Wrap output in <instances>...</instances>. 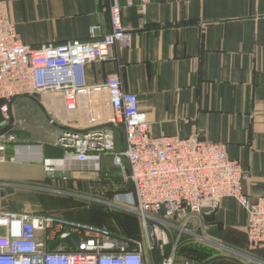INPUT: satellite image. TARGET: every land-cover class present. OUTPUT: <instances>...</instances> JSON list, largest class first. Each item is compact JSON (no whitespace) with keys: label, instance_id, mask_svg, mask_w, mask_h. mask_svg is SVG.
Segmentation results:
<instances>
[{"label":"crops","instance_id":"crops-1","mask_svg":"<svg viewBox=\"0 0 264 264\" xmlns=\"http://www.w3.org/2000/svg\"><path fill=\"white\" fill-rule=\"evenodd\" d=\"M5 1L9 18L22 42L34 47L50 42L89 40L92 25L99 26L96 39L110 30L109 0ZM119 1L122 23L130 33V42L111 47L108 60L87 64L84 68L86 84H100L107 75L119 74L122 88L138 95L140 113L148 122L152 136L178 134L188 137L197 132L201 138L226 144L229 158L238 160L248 172L242 184L245 194L252 198L263 196L264 0ZM20 98L25 97H17L9 104L11 119L8 122L0 120V133L7 129L16 138L19 135L13 130L12 107ZM25 99L34 102L30 97ZM58 110L54 114L58 120L51 115L55 122L77 126H84L89 117L102 120L110 113L105 95L80 96L76 116H66L63 104ZM47 122L53 129L51 135H47L48 146L17 138L18 143L38 151L40 157L30 156L26 147H22L18 157L12 160L16 157L14 144L6 145V159L0 161V189H13L14 192L5 196L7 205L3 208L16 212L56 210L77 220H81L77 212L87 211L92 221H81L104 226L107 223L97 222L100 219L91 212L98 211L94 206L86 210L63 206L58 201L44 208L38 205L36 197L39 195L60 193L50 190L57 186L49 184L48 179L66 181L71 172H76L73 170L76 166L98 176L93 183L110 186L111 190L122 187L121 170L105 156L100 159L99 170L87 164L78 165L68 157L66 161L71 162V168L66 176H59L61 172L57 171L54 177L43 179L45 184H40L38 177L44 176L41 156H64L63 150L54 144L61 125L51 123L50 119ZM116 146H122L118 131ZM104 172H109L114 185L100 182ZM203 215L209 225L206 234L212 244L226 245L244 255L236 264L264 263V246L246 248V214L233 199L221 200L216 209ZM133 219L134 216L118 222L113 218L117 225L111 229L140 237L142 231ZM188 240L183 244L192 243ZM169 249L167 245L165 250ZM151 255V263L159 264V252ZM214 259L213 256L204 258L189 254L177 247L173 264H221Z\"/></svg>","mask_w":264,"mask_h":264},{"label":"built area","instance_id":"built-area-1","mask_svg":"<svg viewBox=\"0 0 264 264\" xmlns=\"http://www.w3.org/2000/svg\"><path fill=\"white\" fill-rule=\"evenodd\" d=\"M121 7L119 0H109L110 30L99 39V26L92 25L89 40L34 47L22 42L9 18L7 2L0 0V120L11 119L9 104L21 96L39 98L59 93L66 116H76L80 96L105 95L109 115L102 120L89 117L84 126L60 124L67 129H60L54 144L64 156H41V164L44 173L54 177L57 171L70 170L68 157L94 170H99L101 157H110L123 174V186L112 190L120 204H112L140 219L141 236L134 238L123 231L66 217L56 210L16 212L0 205V264H153L154 251L160 254L159 264H173L177 245L185 235L212 243L205 233L209 225L202 208L216 209L227 198L246 214V248L264 246V195L252 198L245 194L242 184L248 172L238 160L229 158L226 144L201 138L197 132L188 137L152 136L140 113L138 95L122 88L117 73L107 75L100 84H86L87 64L108 60L111 47L130 42ZM50 122L55 123L52 118ZM108 123L122 131L121 148L116 146V130L99 127ZM9 143L14 144L16 154L12 160L22 147L30 156L40 157L29 145L18 143L14 133L3 131L0 161ZM99 180L115 183L109 172ZM196 228L203 232L197 234ZM71 233L79 236L77 247L58 244L49 248Z\"/></svg>","mask_w":264,"mask_h":264},{"label":"rangeland","instance_id":"rangeland-1","mask_svg":"<svg viewBox=\"0 0 264 264\" xmlns=\"http://www.w3.org/2000/svg\"><path fill=\"white\" fill-rule=\"evenodd\" d=\"M21 97L26 98V96H21ZM50 97L51 99H49ZM25 98H20L16 100L12 107L13 108L12 115L15 121L13 125V130H16V132L19 134L17 135V138L27 140L32 143H37V144L44 143V145L48 146L49 142H47V137L49 136L48 134L51 135V132H53V129L50 126V124H48L47 120L52 118L51 116L52 114L54 116V114L59 111L58 110L59 107L63 104L61 96L59 93L58 94L46 93V94H42L41 96H39L38 102L44 107L45 110H48L50 112L46 114H43L44 112L34 102H32L31 100L25 99ZM47 99L51 101L48 102ZM46 100L48 103L46 102ZM54 117L57 120L59 119L58 116H54ZM55 124L59 125L60 123L56 121ZM1 155L2 154L0 153V156ZM73 170H75L76 172L74 173L71 172L70 174L72 175H69L66 181L64 180L61 182L52 181L54 182L52 183L48 179L49 184L51 183L57 186V187H52L50 190H52V192L58 191L62 194L45 193L43 195H39L36 198L39 201L38 205L40 207L44 208L46 205L52 202H55V201L56 202L58 201L59 204H62L63 206L70 205L71 207H75V208L77 207L86 208V210H88L87 208L94 206L99 209H97L98 211H91V212L94 214V216L97 219H100L97 222L107 223L104 226L111 228V226L115 227L114 225H117V223L113 220V217L115 214L124 216L122 218L123 219L122 221L126 219L130 220L132 216H134L133 220L137 221V224L140 226V229L142 231L141 221L136 215H134L132 212H129L128 210H123L112 204V203L114 204H120V203H119V200H116L115 197L112 196L113 192L110 186L106 187V185L104 186V184H101V183H93V181H95V179L98 177V176L97 177L94 176L93 172L91 173H87L89 171L84 172L79 169V166H76V168H74ZM42 171L43 170H41V167H40V174ZM114 171L115 170H112L113 173H115ZM47 178L49 177L44 173V176L43 174L41 176L39 175L38 181L40 184H45V182L43 181ZM121 186H123V184H121ZM125 186H128V185L126 184L124 185V187ZM59 187L61 188L59 189ZM61 190H65V191H61ZM107 190H109L108 192L110 193V195L106 193ZM97 199H101L104 201L98 202L96 201ZM105 200L109 201L110 203H105ZM95 213H97L98 215L97 214L95 215ZM76 214H79V216H81L80 217L81 220L92 221L88 219L86 215L87 211L77 212ZM64 216L66 215L64 214ZM69 216L71 217V215L67 214L66 217H69ZM114 219L118 221L115 217ZM208 230L205 233H207ZM194 231L197 234H201L203 232L200 228L199 229L196 228L194 229ZM188 238H189L188 242H192V243L199 242L204 247L210 248L211 250L214 249L213 258H215L214 260H216V263L218 262L221 264H236L237 261H240L241 258L244 256V255L242 256V254H240L239 251L231 247L229 248L226 245L220 246L218 244H214V243L212 244L208 241L202 242L195 238L194 239L192 237L190 238L189 235H185L180 240L181 242L179 243V245H177V247L181 248L184 245L183 243L186 242L185 240Z\"/></svg>","mask_w":264,"mask_h":264},{"label":"water","instance_id":"water-1","mask_svg":"<svg viewBox=\"0 0 264 264\" xmlns=\"http://www.w3.org/2000/svg\"><path fill=\"white\" fill-rule=\"evenodd\" d=\"M34 102H36V104L40 107V109L46 114V111H45V109H44V107L38 102V98L36 97V96H32V97H30ZM55 124V123H54ZM57 125V124H56ZM60 129H62V130H66L67 129V127H65V126H58ZM99 127H109V128H112V129H114V130H116V131H118L119 132V134H120V139L122 140V131L119 129V128H117V127H115L114 125H112V124H110V123H108V124H104V125H101V126H99ZM98 127V128H99ZM59 176L60 175H63V176H66L67 174H66V172H61L60 174H58ZM14 192V190L13 189H6V188H2V189H0V197H1V206L2 207H6V205H7V202H6V200H5V196L6 195H8V194H11V193H13ZM213 209L212 208H210V207H204V208H202V213H208V212H210V211H212ZM58 244H66L67 246H69V247H77L78 246V244H79V236L76 234V233H71V234H69L68 236H66V237H64V238H60V239H58V240H56V241H54L53 243H51L50 245H49V248L50 249H52V248H54L55 246H57Z\"/></svg>","mask_w":264,"mask_h":264},{"label":"trees","instance_id":"trees-1","mask_svg":"<svg viewBox=\"0 0 264 264\" xmlns=\"http://www.w3.org/2000/svg\"><path fill=\"white\" fill-rule=\"evenodd\" d=\"M114 217L118 221H122L123 220L122 218L124 216L115 214ZM124 233L131 236V237L139 238V236L136 234H130L128 232H124ZM181 248L184 252L186 251L189 254H191V253L196 254V255L198 254L199 256H203L204 258H206V257L211 258L212 256H214V254H213L214 249L211 250L210 248L204 247L201 244H197V243H195V244L194 243H187V244H184Z\"/></svg>","mask_w":264,"mask_h":264}]
</instances>
